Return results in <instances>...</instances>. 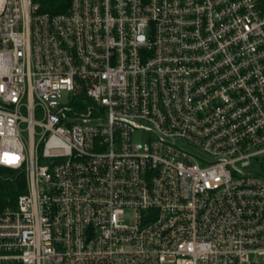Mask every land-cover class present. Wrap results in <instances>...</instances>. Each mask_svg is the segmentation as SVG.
Returning a JSON list of instances; mask_svg holds the SVG:
<instances>
[{
	"label": "built area",
	"instance_id": "obj_1",
	"mask_svg": "<svg viewBox=\"0 0 264 264\" xmlns=\"http://www.w3.org/2000/svg\"><path fill=\"white\" fill-rule=\"evenodd\" d=\"M41 6L0 0V264H264V0Z\"/></svg>",
	"mask_w": 264,
	"mask_h": 264
},
{
	"label": "trees",
	"instance_id": "obj_2",
	"mask_svg": "<svg viewBox=\"0 0 264 264\" xmlns=\"http://www.w3.org/2000/svg\"><path fill=\"white\" fill-rule=\"evenodd\" d=\"M41 12L57 13L66 9L68 0H41ZM26 193V180L22 170L0 166V211L13 206L18 196Z\"/></svg>",
	"mask_w": 264,
	"mask_h": 264
},
{
	"label": "rangeland",
	"instance_id": "obj_3",
	"mask_svg": "<svg viewBox=\"0 0 264 264\" xmlns=\"http://www.w3.org/2000/svg\"><path fill=\"white\" fill-rule=\"evenodd\" d=\"M139 136L138 135H134V140H138Z\"/></svg>",
	"mask_w": 264,
	"mask_h": 264
}]
</instances>
